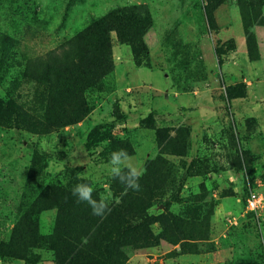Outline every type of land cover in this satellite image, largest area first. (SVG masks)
<instances>
[{
  "label": "rangeland",
  "instance_id": "obj_1",
  "mask_svg": "<svg viewBox=\"0 0 264 264\" xmlns=\"http://www.w3.org/2000/svg\"><path fill=\"white\" fill-rule=\"evenodd\" d=\"M122 8L149 13L146 51L111 32L114 69L85 92L90 113L46 128L31 76ZM120 148L143 169L152 221L125 264H264V210L246 207L264 191V0H0V244L31 214L45 239L0 264H58L47 239L59 211L34 215L42 191L77 176L113 199L104 165Z\"/></svg>",
  "mask_w": 264,
  "mask_h": 264
},
{
  "label": "trees",
  "instance_id": "obj_2",
  "mask_svg": "<svg viewBox=\"0 0 264 264\" xmlns=\"http://www.w3.org/2000/svg\"><path fill=\"white\" fill-rule=\"evenodd\" d=\"M151 26L149 13L136 12L135 8L118 9L95 20L63 43L60 50L50 52L31 76L46 88V128L76 124L90 113L85 92L114 69L111 32L117 31L120 40L130 44L137 55L146 51L142 36ZM8 106L13 110L11 104ZM79 183L91 185L74 176L68 185L45 188L39 197L40 208L39 203L35 207L34 215L52 207L59 211L54 233L47 239L55 261L58 264H125L124 248L138 246L150 237L152 221L145 214L137 191L124 194V188L116 180L114 198L110 199L111 211L101 219L92 215L87 203H77L72 195L73 187ZM98 196L94 192V197ZM33 217L31 214L24 218L11 240L0 244L3 257L21 259L23 250L26 253L43 245L45 239L34 225Z\"/></svg>",
  "mask_w": 264,
  "mask_h": 264
},
{
  "label": "clouds",
  "instance_id": "obj_3",
  "mask_svg": "<svg viewBox=\"0 0 264 264\" xmlns=\"http://www.w3.org/2000/svg\"><path fill=\"white\" fill-rule=\"evenodd\" d=\"M114 180H118L125 187V191H141L139 183L143 175V169L136 166L134 157L127 149L120 148L113 151L109 161L104 165ZM94 188L88 183H79L72 189V195L77 203H87L91 208L92 215L106 218L110 213L111 193L94 197Z\"/></svg>",
  "mask_w": 264,
  "mask_h": 264
},
{
  "label": "built area",
  "instance_id": "obj_4",
  "mask_svg": "<svg viewBox=\"0 0 264 264\" xmlns=\"http://www.w3.org/2000/svg\"><path fill=\"white\" fill-rule=\"evenodd\" d=\"M248 211L257 212L264 210V191H252L246 199Z\"/></svg>",
  "mask_w": 264,
  "mask_h": 264
}]
</instances>
